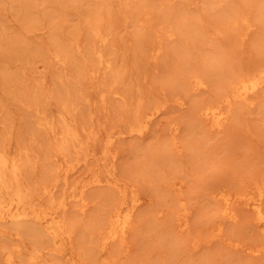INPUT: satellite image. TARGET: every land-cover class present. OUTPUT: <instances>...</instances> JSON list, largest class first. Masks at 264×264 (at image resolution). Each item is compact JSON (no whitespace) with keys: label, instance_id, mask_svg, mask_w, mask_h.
I'll return each instance as SVG.
<instances>
[{"label":"rangeland","instance_id":"374dc122","mask_svg":"<svg viewBox=\"0 0 264 264\" xmlns=\"http://www.w3.org/2000/svg\"><path fill=\"white\" fill-rule=\"evenodd\" d=\"M183 1L0 0V150L23 163L22 181L31 191L61 175L66 166L72 163L79 162L80 166L78 165L73 176L68 177L69 184L83 181V173H88L91 168L105 179L106 170L113 166V179L107 176L112 183L92 188L93 190H88L89 193L87 191L86 195L92 204L86 215H80L75 205H70L69 211L63 214L67 218L68 227L72 226L74 235L76 234L75 247L79 254L77 262L264 264V253L251 252L259 241L251 209L243 206V201L238 202L235 205L238 220L231 224V221L219 218L221 203L214 197L218 191L227 190L232 195L243 194L242 200L249 199L254 196L250 190L254 183L260 186L264 183V110H261L264 100L256 98V103L248 108L244 103L233 101L230 107L235 108H230L227 122H224L220 130L209 129L208 122L205 123L198 117L200 107L224 92L229 80L241 74L249 75L258 67L264 66L260 65L264 64V25L257 23L251 16L252 13L248 12L249 8L246 7H249L250 1ZM166 2L170 7H166ZM28 4H31V8ZM23 8L36 13L33 20L21 19L19 12ZM233 14L236 17H231ZM244 14H247L252 24L248 30L234 24L235 19ZM98 15L102 18V25L112 34L108 37L110 39L106 47L97 49L107 54L112 50L107 59L112 60L116 66H122L124 70V89L127 90H117L118 93L121 91V97L108 93L110 78L105 71H98L96 61L89 55L94 43L89 30ZM181 22L192 31L189 33L186 29L189 35L185 33L182 34L184 37L174 36L168 41L164 36V32L171 29L168 26L175 29V25ZM50 29L56 32L53 33ZM201 31L206 34H201ZM51 33L67 47L78 44L83 57L73 58L68 63L54 59L50 55ZM157 35L162 41L159 53L154 54L152 50L156 47ZM172 41L175 45H170ZM182 41H189V44ZM177 44L181 49L183 46L184 51L170 52L169 48L178 46ZM241 67L244 69L242 73ZM88 68L96 74L91 78L85 73L79 74L80 70ZM178 70L180 72H176ZM203 79L207 81L204 82ZM196 81L204 82V85L196 89L192 85ZM99 90H104V95L107 96L103 102H100ZM155 103L164 106L152 120L149 128L151 131L139 136L141 139L126 134L128 120L136 113L148 112ZM137 105L141 107L140 110ZM255 107L256 110L253 109ZM36 111L40 112V116L36 115ZM61 115L72 119L79 141L91 142L89 149L94 156L88 157L90 159L87 158V162L82 163L88 154L84 146L76 143L64 154L59 153L56 146L58 140L36 125L38 117L60 121ZM170 127L179 129L174 143L167 130ZM109 133L117 136L109 146L108 153H105L104 140ZM173 144L178 146L176 150L170 148ZM179 179L182 181L183 196L185 195L184 209L178 207L176 192L168 187L172 180ZM58 186L56 193L60 196L62 186ZM114 186L120 187V190ZM119 191H124L128 201L134 192L145 202L133 214L134 225L131 232L127 233L128 241L124 245L116 241H104L106 231L103 223L120 196ZM262 207L264 209L263 205ZM184 217L187 226L181 232L176 231L178 220L183 221ZM215 225H222V233L211 243L206 242L209 229ZM19 234L20 237L24 235L22 232ZM197 234H200L199 238L202 240L194 239ZM24 236L20 243V246L24 244L22 251L17 259L14 257L12 264H23L24 257L34 246L37 245L38 248L45 244L42 239ZM3 238H0V247L9 249L14 239L7 236ZM5 258L0 252V264ZM45 258L60 264L67 261L49 256L42 259L47 260ZM44 263L46 264L45 261Z\"/></svg>","mask_w":264,"mask_h":264},{"label":"bare ground","instance_id":"6f19581e","mask_svg":"<svg viewBox=\"0 0 264 264\" xmlns=\"http://www.w3.org/2000/svg\"><path fill=\"white\" fill-rule=\"evenodd\" d=\"M73 1H76V0H73ZM78 1H83V0H78ZM109 1L113 2L114 0H109ZM162 1H164V0H162ZM181 1H183V0H181ZM185 1H183V2H185ZM213 1H216V0H213ZM246 1H250V4L248 3L249 4V7H246L247 9L249 8L248 9V12H251L252 13L251 16L254 17V19L256 20L257 23H259L261 25L262 24L264 25V0H246ZM145 3H143V4H145ZM160 3H162V2H160ZM209 3H211V2H209ZM209 3L207 5H209ZM165 4H166V7H170V6H167V5H169V3L167 4V2H166ZM216 4H217V2H216ZM241 4L243 5V3H240V5ZM9 5H11V4L9 3ZM28 5L30 6L29 8H31V4H28ZM143 6H145V5H143ZM210 6H212V4ZM163 7H165V6H163ZM214 7H217V6H214ZM12 9H14V8H12ZM232 9H235V8H232ZM237 11H239V10H237ZM19 13H20V16L22 15L21 19H23V21L24 20L25 21H27V20H29V21L30 20H33V17L36 15V13L33 10L28 9V8H23V10H21ZM227 13H229V11ZM231 13H233V12H231ZM42 14L44 15L45 13L43 12ZM148 14L150 15L149 12H147V15ZM235 14H236V12H235ZM228 15H225V16H228ZM179 16H181V15L179 14ZM231 17H236V16H234V14H233V15H231ZM101 19L102 18H101L100 15L96 16L94 25H91V27H90V30L89 31H91L90 33L92 34V37H93L92 40H93L94 43H93V49H91L92 51L89 52V55L91 56L92 59H94L96 61L95 64L98 66L97 67L98 68V71H102L103 70V71H105V74L109 76V78H110V80H108L109 81V84L106 83L108 85L107 86L108 93L111 94V95H113V96H116V97H121L120 96V94H121L120 92L121 91L119 92L120 93L119 94L117 92V90L118 89H124V87L126 86L125 85L126 82L124 83V70H123V67L122 66H116V65L113 64V61L112 60H108L107 59V55L109 56V53L112 52V50L109 49L110 51L107 54V53H104V51H100V50L98 51V49H97V48H105L106 47V44H107V41L110 39V38L108 39V37L112 34L111 32H108V30L106 29L105 26L102 25ZM190 19H192V18H190ZM173 20H174V18H173ZM177 20L178 19H176V22H177ZM184 20H185V17L183 18V21ZM193 20H195V19H193ZM92 21H89V22H92ZM140 21L141 20H139V23H140ZM198 22L199 21H197L196 23H198ZM227 22H229V24L231 23L230 21H227ZM172 23L173 22H171V24ZM187 23H189V21ZM234 24H236L238 26L240 25V28L241 29L243 27L246 30H248V29H250L252 27V24L249 22V19H248L247 14H244V15H242L240 17L238 16V18L235 19ZM141 25H143V24H140V26ZM175 26H176L175 29H173L172 26H168V27H171V29L169 28L170 29L169 31H165L164 32V36H165V38L168 41H170L171 38H173L174 36H178V37L180 35L182 36V34H185L186 31L188 30L185 27L184 22L178 23ZM32 27H33V25H32ZM173 27H174V25H173ZM198 27H199V25H198ZM54 29H56V28H54ZM54 29H53V31H54ZM195 29H197V28H195ZM195 29L193 31H195ZM199 29H201V28H199ZM199 29H198V32H200ZM202 29H204V28H202ZM188 31L190 33V31H192V30L190 29ZM236 31H238V30L236 29ZM54 32H56V31H54ZM2 33H4V31ZM53 33H51V35H50V43L49 44H51L50 55L54 59H56V60H59L60 59L61 61H64V62H67L68 63L73 58L76 59L77 57H83V53L81 52V48H80V46L78 44H74L72 46L67 47L62 42H60V40H58V38H56V36ZM189 33L187 32L186 35L187 34L189 35ZM202 33L203 32L201 31V34ZM240 33H241V31H240ZM195 34L198 35L197 32ZM204 34H206V33H203V35ZM243 34H246V33L244 32ZM92 37H90V38H92ZM156 37H157V40L155 42V46L156 47L152 50L154 54H158L159 53V51H160L159 45H161V41H162L159 35H157ZM182 37H184V36H182ZM162 39L165 40L164 38H162ZM192 40H194V39H192ZM180 41H178V42H180ZM87 42H88V40H87ZM175 42H177V41H175ZM182 42H184V41H182ZM185 42H187V41H185ZM185 42H184V44H185ZM188 42H187V44H189ZM173 44L175 45V43L172 41V43L170 45H173ZM177 45L178 46H172L171 49L169 48L170 52L176 53V51H180V50L181 51H184L183 50L184 49L183 46H182V49H181V47L179 46V44H177ZM179 47H180V49H179ZM86 50H87V48H86ZM190 50H189V52H190ZM186 52H188V51H185V53ZM88 59H86V60H88ZM82 61H81V63H83ZM49 62H47V63H49ZM88 62H90V61H88ZM92 62H93V60H92ZM57 64H58V62H57ZM91 64H93V63H91ZM53 65H54V63H53ZM260 65H264V64L263 63H260ZM10 70H11V68H10ZM80 71H79V74L80 75L81 74L84 75V73H85V74L89 75L90 78H91V76H94L96 74L95 71L91 70V68L82 69L83 73H81L82 71L81 72ZM176 72H180V71L178 70ZM187 76H190V75H187ZM192 78H193V76H192ZM205 81H207V80H204V82ZM203 83L201 81H196L192 85H193V87H195L197 89L199 87H202L204 85ZM192 85H191V87H192ZM104 87H106V86L104 85ZM186 87L188 88V86H186ZM224 88H225V91L224 92L219 93L216 97H214V99L212 101L207 102V103H204L200 107V109L198 111V117H200L202 119L201 121H203L205 123L208 122L209 129L220 130L224 126V122L226 121L227 116L230 113V108L233 107V106L230 107V105H231V103L233 101H237L239 103H244L247 106V108H248V107H250V106H252L254 104L256 98H261L262 100H264V66L258 67L256 70H254L253 73H251L249 75H247V73H245V75H242L241 74V76H236V77L232 78L231 80H229L225 84V87ZM126 90L124 89V92ZM219 90H221V89H219ZM219 90H218V92H220ZM104 94H105L104 93V90H102V91L99 92L98 96L100 95V102H103L105 100V97H107ZM142 96L143 95H141V97ZM262 100H260V101H262ZM239 103L238 104H235L234 103V105H239ZM261 103H263V102H261ZM163 104H164V102H163ZM163 104L161 105V104H156L155 103V105H153L152 108L148 110V112L146 111V113L144 112V113H141V114H139V113L134 114L133 117H132V119L131 120H128V123L126 124L127 125V133L126 134L132 135V136H134V138L136 136V139H137V136L138 137L139 136L142 137L145 134H147V132L150 130L149 128H150V125L152 123V120L155 119L159 115V113L161 112V110H162V108L164 106ZM259 104H260V102H259ZM259 104H255V106H257ZM165 106H167V104ZM241 106H243V105H241ZM263 106L261 108L262 111L264 110ZM137 107H138V105H137ZM138 108L140 110L141 107H138ZM233 108H235V106ZM253 109L256 110V107L253 108ZM234 110H236V109H234ZM251 113H252V111H251ZM233 114H234V112H233ZM237 114H238V112H237ZM36 115L40 116V112L36 111ZM50 119H52V117ZM232 119H234L233 116H232ZM229 123H230V120H228V126H229ZM36 125L40 129H44L46 131V133L52 135L55 139L58 140V145L56 144V146H58L57 147V149H58L57 151L59 153H63V152L68 151V149L70 147H72L74 144L77 143L78 145L84 146L85 149L88 151V154L84 157V160H82L83 162L81 161L82 163L87 162L86 160L90 159L88 157L94 156L93 151H91V149H89V143H91V142H88L86 140V141H84V143H82L81 141H79V134L77 133V130H76V128L73 125L72 119L67 118L66 116L61 115V120L60 121H57V120L56 121H49L46 117L42 116V117H38L37 118ZM174 127H176V126H174ZM180 129H182V128H180ZM167 130L169 132V136L171 138V142L174 143L175 140H176V136H177V133H178V130L179 129H177V128H171L170 127ZM167 130H166V132H167ZM182 134H183V132H182ZM80 135H81V133H80ZM118 135H123V134L122 133H118ZM116 136H117V134L115 135V134H110L109 133V134H107L105 136L106 138L104 137L105 140L104 139L103 140L105 142V147H104L105 153H108V148L112 144V142L114 141V139L116 138ZM141 137H139V139H141ZM183 138H185V137L183 136ZM142 139H145V138H142ZM178 139L180 140L181 138H178ZM172 147H173V150H176L178 146L176 144H173L170 148L172 149ZM182 148H184V147H182ZM21 151H23V150H21ZM180 151H182V150H180ZM177 153H178V150H177ZM18 154H20V153H18ZM21 159H23V158H21ZM22 164L23 163H21L19 159L15 158V157H10L5 152H2V151L0 152V238L2 239L3 237L5 238L7 236V237H12L14 239V243L13 244L10 243L11 246L9 247V249H6L3 246L0 247V252L3 254V256L6 257L4 259V262L2 264H12L14 257H16L15 259H17V255L19 256L20 252L22 251V248L21 247L24 245L23 244L22 246H20V243H21V240H22L21 238L24 235L27 238H30V239L31 238L32 239H36V238L42 239V240H44L43 242H45V244L43 243L44 245H42V243H41L42 246L39 245L38 248H37V245L35 244L36 245V246H34L35 248H33L30 251V253H28L25 257L23 256L24 257V261H22L23 264L24 263L25 264H45L44 261L46 262V264H60L59 262H53L52 260L49 261L47 258H45L47 260L42 259V258L47 257V256H49V257H57V258H61V259L64 258V259L67 260V261L65 260L66 263H64V264H84L83 263L84 261L81 262L82 260L80 262H77V260L79 259L78 258L79 257L78 256L79 254H77V250H76V247H75V243H76L75 242L76 241L75 240V238H76L75 235L76 234L74 235V230H73L72 226L71 227L70 226L68 227V224L66 223L67 222V220H66L67 218L65 219V217H64L63 214H66V211L68 210V208H69L70 205L71 206L72 205H75V209L77 210V212L80 213V215H84L90 209L89 207L92 204V203H90L89 198L87 197V195H88L87 194V191L90 190V189H92V188H100L101 185H104V184L107 185L109 182L112 183V180H110V179L112 178V175L114 174L113 173V166H111V167L109 166L108 169L106 170V172H105L106 173V177L103 176V177H105V179H102L100 177V174L97 172V170H94V168H91L88 171V173H86V172L83 173V176H84V177L82 176L83 181H77L79 179H76L77 182L74 181L75 183L74 182H72V183L70 182L71 184H69L68 183L69 182L68 181V179H69L68 177L70 175H72L73 173H75V171L77 170V167L79 165V162H76L74 164L72 163L68 167L66 166V168L64 169V171H62L61 175H58L52 181H50L48 183H45L44 185H41V188H39L37 190H32L31 191L28 188H26V186L24 185V183L22 181V177H24V176H22V166H23ZM103 173H104V171H103ZM107 176L110 177V179L109 178L107 179ZM162 181H165V180L163 179ZM162 181H160V182H162ZM117 183H119V181ZM257 183H259V181ZM163 184H165V182H163ZM58 185H61L62 186V188H61L62 192H61V195L60 196H57V193H56L57 188H59ZM114 187H116L118 190H120V187H117V186H114ZM168 187L172 188L176 192V195H175L176 203H177V205H178L179 208H183L184 207V205H183L184 198L183 197L185 195L183 196V193H182L183 192V190L181 188L182 187V181L180 179L179 180H172L171 183H169V186ZM126 188H127V186H126ZM34 189H36V188H34ZM123 189H125V188H123ZM61 190H58V192L61 191ZM250 190H252V194L254 196H252V197L250 196L251 198L248 197L249 199H245V200H242L243 197H244L243 194L237 193L235 195H232L230 193V191H227V190H220V191H218L215 194L214 197L217 198V202L219 201L221 203V207L219 206L220 207V209H219V218H221V220H222V218H225V219L228 220L227 222L231 221L232 222L231 224H233V222H237V220H238V215H239V214H237L238 210L236 211V209H235V205L238 202L240 203V201H243L242 202L243 203V206L249 207L251 209L250 211H252L251 213L253 214V217H252L253 219L252 220H254V222H255V226L257 228V232H258V235H259V241L254 246V248L251 250V252L252 253H256V254L257 253H264V209L262 207V205L264 206V204H263V198H264V183L262 182L261 183V186H260V184H255L254 183L253 187ZM119 192H120V196L116 200V203H114L113 208L109 211V213H108V215H107V217L105 219V222L103 223L104 224V227H105L104 229L106 231L104 241L105 242L116 241L120 245H124L125 242H126V240H127V233L132 229V227L134 225L133 224L134 223L133 222L134 221L133 220V214L134 213H137L136 211L142 205V203L144 202V200L141 199L139 197V195L137 196V195H135L134 192H132L133 197H131L129 199V201H128V200H126V196L123 193L124 191H119ZM130 192H131V190H130ZM88 193H89V191H88ZM156 200H158V199H156ZM156 204H158V203H156ZM188 209H190V208H188ZM244 211H246V210H244ZM184 215L186 216L187 215V212H185ZM250 220H251V217H250ZM185 221H186V218L185 217H184L183 221L178 220L177 225L175 227V230L176 231L178 230L179 232H181V229H184L187 226V224H186ZM103 224H102V228H103ZM252 224H253V222H252ZM135 225H137V224H135ZM173 225H174V222H173ZM221 226L220 225H215V226H212L209 229L210 231L207 233V236L205 238L206 242H210V241L212 242L213 239H215L216 237L218 238L220 236V234L222 233ZM19 231L24 234L22 237H20V234H19L20 232ZM135 231H136V227H135ZM131 234H133V233H131ZM191 236H190V238H191ZM181 237H179V238H181ZM199 237H200V234H197L194 237V239L195 240H198V241L202 240ZM7 239H11V238H7ZM137 239H139V238H137ZM187 239H189V238H187ZM223 239H225V238H223ZM220 241H222V240H220ZM10 242H11V240H10ZM202 242H204V241H202ZM10 244H7V245H10ZM199 246H201V245H199ZM135 248H136V246H135ZM26 253H27V251H26Z\"/></svg>","mask_w":264,"mask_h":264},{"label":"snow or ice","instance_id":"6c2138e0","mask_svg":"<svg viewBox=\"0 0 264 264\" xmlns=\"http://www.w3.org/2000/svg\"><path fill=\"white\" fill-rule=\"evenodd\" d=\"M4 7H7V5H4ZM244 69L241 67L240 72L242 73Z\"/></svg>","mask_w":264,"mask_h":264}]
</instances>
